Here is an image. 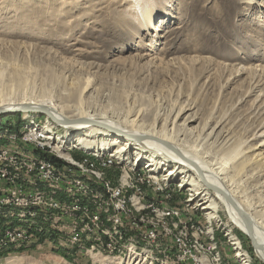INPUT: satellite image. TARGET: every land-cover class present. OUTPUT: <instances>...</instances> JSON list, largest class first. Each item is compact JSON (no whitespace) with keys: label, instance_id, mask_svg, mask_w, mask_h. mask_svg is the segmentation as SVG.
Instances as JSON below:
<instances>
[{"label":"rangeland","instance_id":"1","mask_svg":"<svg viewBox=\"0 0 264 264\" xmlns=\"http://www.w3.org/2000/svg\"><path fill=\"white\" fill-rule=\"evenodd\" d=\"M145 5L149 8L142 9ZM148 13H154L153 23L162 25L159 30H149ZM238 68L242 73L233 77ZM0 90L4 96L19 100L37 96L48 104H76L72 98L78 95L81 106L89 111L121 119L135 112L143 117L145 126L158 115L172 117L180 112L178 124L194 119L189 124L194 137L204 129L208 133L222 117H228L218 130L222 129L219 135L226 131L234 140L231 147L239 149L235 158L231 159L233 153H216L213 144H202L193 136L181 145L197 148L211 163L224 159L228 172L243 157L245 147L252 145L245 151L248 168L235 177L232 187L238 198L245 195L241 199L246 207L253 213L262 210L264 215V173L250 170L257 165L250 154L264 138L259 136L264 122V0H0ZM27 106L18 109H33ZM49 117L31 109L0 114V146L14 150L17 157L37 169L45 164L73 171L78 166L70 158L85 162L90 170L100 167L103 175L93 186L100 196L52 195L50 190L36 193L44 208L26 211L36 212L37 219L27 222L28 218L20 220L16 213L8 214L14 220L0 219L3 234L10 227L21 226L20 221L29 228L27 237L7 241L1 236L0 264H11L15 258L16 264H184L187 261L178 258L181 254L176 249V237L183 239V231L185 236L197 232L195 237L201 241L209 264H214L215 248L226 264H238L222 231L225 224L242 239L253 264H264L253 237L235 223L224 206L209 204L215 191L201 184L194 190L189 182L195 181L194 177L178 162L173 166L153 164L148 155L153 150L138 142L127 147L125 141L107 135V143L102 145L98 138L104 133L88 136L90 127L56 124ZM46 119L62 140L53 137L55 150L23 136L27 125L28 129L38 125L36 129L45 140L49 136L43 133ZM63 140L76 147L69 149ZM119 144H125L121 153L127 159L115 160L110 154L113 164L108 168L101 166L106 158L84 150L113 152ZM56 150L62 151L60 155ZM64 154L72 156L66 160ZM262 156L264 162V153ZM137 158L140 162L131 167ZM128 169L130 174L125 173ZM121 170L126 176L140 173L151 179L158 192L149 185L138 184L139 190L136 186L124 188ZM25 172L31 179H25L26 184L38 189L53 185L60 190L57 176L53 182L43 181L46 179L38 171L26 168ZM109 187L122 191L128 214L111 200ZM136 193L146 202L169 205L168 213L145 206ZM61 198L74 206L66 218L56 204H49L51 200L59 203ZM177 205L188 206V213L181 216ZM190 216L197 227L185 226ZM0 217L4 218L5 212ZM137 218L161 225V233L170 236H158L156 242L155 233L143 232L137 222H131ZM58 249L67 256L57 253Z\"/></svg>","mask_w":264,"mask_h":264},{"label":"bare ground","instance_id":"2","mask_svg":"<svg viewBox=\"0 0 264 264\" xmlns=\"http://www.w3.org/2000/svg\"><path fill=\"white\" fill-rule=\"evenodd\" d=\"M148 5H145L144 7H141L142 9L147 8ZM149 8V7H148ZM153 14L154 13H148L146 14L147 17V23L149 24V30H159V27L155 23H153ZM16 72V71H15ZM19 73V72H18ZM242 71L238 68L236 73L233 77L239 76ZM17 74V72H16ZM18 77V76H17ZM73 96V95H72ZM43 97V96H42ZM72 99H75L76 104H57L55 102L48 104L46 103L45 99L40 98L38 99L37 96L34 97H28L27 95L25 97H22V99H15V97L12 96H4L2 94V90H0V109L5 108H21L22 106H37L42 107L43 109H46L48 113L51 114L49 117L50 119L56 121L58 123H66V124H76L79 126V129H82V127H90V129L86 130L87 134L90 136H94L95 134H102L103 137L98 138L102 145L107 143L106 137L107 135H111L114 138H118L122 141H125L126 144H128L127 147H129L132 142H138L142 147H147L149 149H152L153 152H150L148 155L150 156V160L153 164H158L159 162L166 164L167 166H173L178 162L180 166L183 168L188 169V171L191 172L192 176L194 177L195 181L189 180V182L193 183L192 188L196 191L199 190L200 184L204 187L208 188L210 187L215 191V195L211 199V202L209 204H212V207L216 208L217 202L220 203L222 206L225 207V210L229 212L231 217H233V220L235 223L240 226L246 233L250 234L255 242L256 250L260 257L264 260V215L259 210L255 211L254 213L251 211L250 208L246 207L245 200L241 199L245 195L242 193L241 198H238L237 192L232 187L233 181H235V177L240 174V172L246 171V162L247 157L245 151H250L252 148V145H247L245 147L246 150H244L243 157L237 161L230 172L226 169V162L224 159L217 163H211L208 160L204 159L198 153V149L196 148H188L183 147L181 144L184 142V140H187L189 136H193L192 138H195V141L202 142V144H213L211 147L216 149V153L222 154L223 152L226 153H233L231 156V159L235 158L239 152H236L239 150L236 147H231L232 143V137L229 136V133L226 131H223L221 135L219 131V127L228 121V117H223L217 122V124L207 133L206 131L208 129H204L205 131L202 132L199 136L194 137L192 134L189 124L194 121L193 118H186L182 123H177L178 119L182 117V113L177 112L176 115L174 113L172 114V117L170 115L167 116H156L155 121L151 123L148 126H145L143 121V117H140V114H136L135 112H130L129 114L125 115L123 119L121 118H114L106 117V115L102 112H93V110H88L85 107L81 106V99L78 97V95H74ZM66 100H68L66 98ZM32 110V109H31ZM66 111L73 112L72 115L65 114ZM138 112V111H136ZM74 116V118L72 117ZM170 117V119H169ZM158 121V122H156ZM161 123V125H160ZM160 125V127H159ZM158 126V128H157ZM46 129L43 130V133L49 134L45 140H42V133L40 132L38 125L35 127H30L28 129V125L26 127V130L23 132V136L27 135L28 133L36 134L35 135V142H44L46 141L48 144H51L53 137L58 139L56 137V133L51 130L52 127L49 123V120L46 119ZM98 127H104L108 131H112L113 133H108L101 131ZM52 132V133H51ZM260 135L264 137V122H262V128L259 130ZM121 133V134H119ZM52 134V135H51ZM216 136V141L211 142V139ZM26 138V137H25ZM221 138L226 139L225 141H219ZM58 141H62L59 140ZM63 143L66 146H69V149L76 147V144H67L66 141L63 140ZM42 147L45 145L43 143H39ZM259 144V145H258ZM258 147L255 146V149L250 156L255 159V163H257L256 166L252 167L250 170L257 169V173H264V162H261L263 159L262 154L264 153V138H262L259 143ZM125 144H119L115 151L113 152H104L101 149H93L91 147L85 148V152L87 153H93L99 158H105L110 157V154L114 155V159L118 160L120 159H127L124 156L123 147ZM0 151L4 152V156L8 157H17L14 150H10L9 147H2L0 146ZM148 152V151H147ZM66 156V155H64ZM260 157V158H259ZM70 158V157H69ZM135 158V157H134ZM175 159L170 160V159ZM111 160V163L113 164V156L109 158ZM71 162L78 166L73 171H70L67 168H49L45 164H39L38 169L40 173L45 174V176L40 177L48 181V179H51V182H53V176H57L55 179V183L60 187V190H57L55 186H51L47 189H38L36 187H33L29 184L25 183V179L31 180L28 175L26 174L25 170L28 166H31V164L28 162V160L21 159L20 162L18 160H7L5 157H0V170L6 172V179H13L15 178V181H17L21 188H25L28 197L31 198H39L36 193H45L50 190V194L56 195L58 192H65L67 196L71 195H77L79 193H82L85 197L91 196L92 198H99L100 194L98 192H95L93 190V186L96 183V179L99 177H102L103 171L102 168H93L88 169L85 165V162L79 160L75 161L71 159ZM140 162V159L137 158V160L134 161V165L131 167H134L136 163ZM174 162V163H173ZM143 165V164H142ZM103 168L104 161L102 163ZM98 167V166H97ZM130 167V168H131ZM139 171V170H138ZM136 172V171H133ZM234 173L229 175V173ZM126 174H130V169L125 171ZM137 174V173H136ZM141 174L138 173L135 176H140ZM232 181V182H230ZM72 183V185L68 187V185ZM35 186V185H34ZM38 186V185H37ZM47 187V186H46ZM114 187H109V191H111V200L115 204H124V198L121 192H115L112 190ZM69 189V190H68ZM1 190L3 192H7V184L6 183H0V213L5 212V217L1 218L4 221H11L14 220V217L9 216L8 214H17L21 219L22 218H28L27 222H29V218L37 219L36 212H30V214H27V209H43L44 204H41L40 201L37 200H27V201H19L18 197H7L4 201V199H1ZM68 191V192H67ZM107 201V197H105ZM118 199V201H117ZM49 204H56L55 207L61 211L64 214V217L70 216L73 211V204H69L67 201L64 202V198H61L59 203L54 202V200H51ZM199 205V204H198ZM36 209V210H37ZM172 213L177 214L176 211H172ZM211 213L210 211L208 212ZM94 220H98V216H93ZM22 225L18 227H10L7 229L4 234L2 233V230L0 229V242H1V236H4L6 240L11 238L20 239L23 237H27L29 234V228L27 226L23 225V222L20 221ZM10 223V222H9ZM223 234L227 238V243L231 247V249L234 252V259L238 264H253V262L250 259V255L248 254L247 250L243 248L241 240L237 237L236 233L233 232V227L228 226L225 224L223 226ZM3 235H2V234ZM82 233V232H80ZM106 234H110L109 231H105ZM19 236V237H18ZM81 236H75L74 239L80 238ZM177 240H182L181 237H176ZM2 243V242H1ZM10 262V261H9ZM11 264H16L17 259H13ZM213 263L214 264H226L220 254V252L215 248L213 252ZM65 264V263H62ZM209 264V262H207Z\"/></svg>","mask_w":264,"mask_h":264},{"label":"built area","instance_id":"3","mask_svg":"<svg viewBox=\"0 0 264 264\" xmlns=\"http://www.w3.org/2000/svg\"><path fill=\"white\" fill-rule=\"evenodd\" d=\"M35 135L36 134H31L28 133L24 137L28 139V141H34L35 142ZM37 143H43L45 146H51V144H48L46 141L44 142H37ZM52 147V146H51ZM53 150L54 147H52ZM57 153H61L62 151L56 150ZM74 151V150H73ZM60 155V154H59ZM66 155V154H64ZM67 156H72L70 154H67L64 159L67 160ZM0 157H5L7 160H18L20 162L21 158L20 157H8L4 156V152L0 151ZM106 160L104 161V166L105 168H108L106 166H111V160L105 157ZM28 170H36L39 172L41 176H45V174L40 173V171L35 168V166H28ZM122 174H125L123 170H121ZM0 183H6L7 184V192H3V196H1V199H5L7 197H18L19 201H27V200H37L41 201L40 197L39 198H31L28 197V193L25 188H21L19 183L15 181V178L13 179H6V172L0 170ZM149 185L153 187V192H158L157 189H159L156 186H153L152 180L151 179H146L143 175L140 176H126L125 174V183H124V188L125 186H136V190H139V185ZM163 189V188H161ZM166 189V188H165ZM136 197H138V200H142L145 202V206H150V207H159L161 208L162 211L168 213V206L163 203L160 204H155L153 202H146V200H143L142 195L140 193H136ZM170 197V196H169ZM118 201V199H117ZM121 205V208L123 209L124 213H127L125 211V207L123 204ZM178 210H180V215L183 216V213H188V206H178ZM131 222H137V226L141 227V231L143 232H153L156 234V242H157V237L158 236H170L165 233H161V225H151L149 223H144V219L137 218V219H131ZM177 226V222L174 221V227ZM185 226L187 227H197L195 223L193 222V218L188 217V221L185 222ZM183 231V230H182ZM197 232H195L191 236H185L184 231H183V239L182 240H177V250L180 252V256L178 258L181 259V261H187L184 264H207L209 262V257L206 256V251L203 250V247L201 246V241L198 240L197 237H195ZM38 239L37 237H35Z\"/></svg>","mask_w":264,"mask_h":264},{"label":"water","instance_id":"4","mask_svg":"<svg viewBox=\"0 0 264 264\" xmlns=\"http://www.w3.org/2000/svg\"><path fill=\"white\" fill-rule=\"evenodd\" d=\"M25 107H28V106H25ZM31 107H33V109L30 108V107L29 108H25V109H23V108L22 109H18V107L15 108V109L14 108H10V107L9 108H5V109H0V114H10V113L22 112V111H26L28 109H32L34 111H40L43 114L51 116V114L48 113L47 110L43 109L42 107H37V106H31Z\"/></svg>","mask_w":264,"mask_h":264},{"label":"trees","instance_id":"5","mask_svg":"<svg viewBox=\"0 0 264 264\" xmlns=\"http://www.w3.org/2000/svg\"><path fill=\"white\" fill-rule=\"evenodd\" d=\"M56 251H58L57 253H60V254H61V253H62V254H65V253H66V252L64 253V251H63V250H60V249H58V250H56ZM65 255L67 256V254H65Z\"/></svg>","mask_w":264,"mask_h":264}]
</instances>
